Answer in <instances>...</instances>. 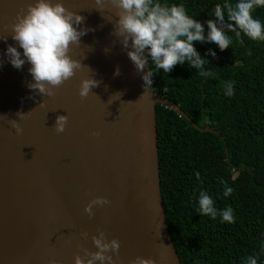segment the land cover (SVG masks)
I'll use <instances>...</instances> for the list:
<instances>
[{
	"label": "water",
	"instance_id": "1",
	"mask_svg": "<svg viewBox=\"0 0 264 264\" xmlns=\"http://www.w3.org/2000/svg\"><path fill=\"white\" fill-rule=\"evenodd\" d=\"M62 2L88 29L70 49L83 66L48 96L27 86L29 63L17 69L5 56L10 44L23 51L11 26L34 0H0V264H74L77 255L86 261L101 231L120 242L105 252L112 264L136 257L181 264L162 199L156 106L215 131L157 96L153 83L145 92L130 47L114 34L119 17L110 0L102 10L95 0ZM92 77L98 84L82 97L81 81ZM59 115L68 116L63 132L54 127ZM95 197L109 202L93 205L90 216L85 206Z\"/></svg>",
	"mask_w": 264,
	"mask_h": 264
},
{
	"label": "trees",
	"instance_id": "2",
	"mask_svg": "<svg viewBox=\"0 0 264 264\" xmlns=\"http://www.w3.org/2000/svg\"><path fill=\"white\" fill-rule=\"evenodd\" d=\"M169 2L184 3L203 22L215 19L217 3L236 0ZM252 15L264 23V7ZM228 34L233 42L224 51L194 42L202 56L216 53V60L207 57L210 64L205 66L215 72L214 78L200 77L187 62L169 73L156 70L153 76L157 96L179 105L200 128L215 131L197 130L175 110L156 106L162 199L181 264H243L254 254L264 264V41L241 33V44L233 32ZM229 80L234 81L232 96L223 90ZM221 179L233 189L228 197ZM201 189L217 208L231 206L235 221L221 223L219 215L198 214Z\"/></svg>",
	"mask_w": 264,
	"mask_h": 264
},
{
	"label": "clouds",
	"instance_id": "3",
	"mask_svg": "<svg viewBox=\"0 0 264 264\" xmlns=\"http://www.w3.org/2000/svg\"><path fill=\"white\" fill-rule=\"evenodd\" d=\"M95 3L99 10L105 6V0H95ZM110 3L118 9L119 19L114 25V34L122 37L125 48L130 47L127 55L142 73L145 92L152 85L156 70L162 69L164 73H169L174 66L184 65L185 62L189 68L197 69L200 77L214 78L215 72L206 70L205 66L210 64L207 57L210 56L212 61L216 60V53L210 52L208 56H202L195 43H207L224 51L233 42L228 31L233 32L241 44V33L251 40L264 41V23L252 15L255 8L264 7V0H236L234 4L223 5L217 3L214 6L215 19L209 18L203 22L190 15L184 3H170L169 0H110ZM82 21L83 17L68 9L62 0H34V3L27 5L26 12L18 14L16 22L11 26L12 39L23 51L10 44L5 50V56L17 69L26 62L31 65L28 71L33 82L27 85L30 89L51 96L54 88L74 76L76 70L83 66L70 55L72 45L79 44L80 37L88 31L79 27ZM149 63L154 67L149 66L145 72V66ZM2 64L3 60H0V66ZM119 72L117 67L115 74L119 75ZM97 84L98 81L93 77L83 79L79 94L87 96ZM233 85L234 81L224 82V95L234 94ZM17 114L23 115L22 112ZM67 120V115L57 116L55 130L63 132ZM14 126L17 132L21 131L18 126ZM195 176L199 180L200 172L197 171ZM220 183L225 185L223 195L228 197L233 189L222 179ZM108 202L105 197H95L85 206V211L91 216L93 205ZM197 202L198 214L212 219L219 215L221 223L235 221L233 208H217L207 190L199 191ZM82 235L86 237L87 233ZM92 239L98 250L86 261L77 255L74 264H96V261L104 264L105 260L112 264L111 257H106L105 252L109 249L117 251L119 240L113 238L106 241L102 231ZM261 251L264 252V242L261 243ZM50 264L57 262L51 261ZM130 264H154V261L136 257ZM243 264H258V254L247 256Z\"/></svg>",
	"mask_w": 264,
	"mask_h": 264
}]
</instances>
